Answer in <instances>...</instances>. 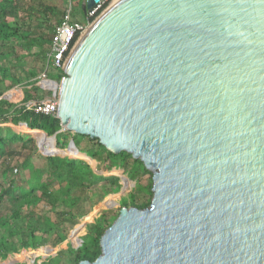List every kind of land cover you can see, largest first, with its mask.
Returning <instances> with one entry per match:
<instances>
[{"label":"water","instance_id":"obj_1","mask_svg":"<svg viewBox=\"0 0 264 264\" xmlns=\"http://www.w3.org/2000/svg\"><path fill=\"white\" fill-rule=\"evenodd\" d=\"M64 68L63 130L153 174L79 264H264V0H112Z\"/></svg>","mask_w":264,"mask_h":264},{"label":"trees","instance_id":"obj_2","mask_svg":"<svg viewBox=\"0 0 264 264\" xmlns=\"http://www.w3.org/2000/svg\"><path fill=\"white\" fill-rule=\"evenodd\" d=\"M62 1L65 7L53 0H0V117L3 123L18 126L24 122L30 130L45 132L47 135L41 133L39 141L46 154H60L63 151L59 149L73 143V155L85 158L90 164L97 160L104 171L122 169L131 180L138 181L143 173L152 174L142 160L125 151L111 152L98 138L63 130L57 116L26 111L23 106L32 99L43 100L48 93L37 79L47 67L54 29L69 7L68 0ZM36 7H40L39 17L31 18ZM20 11L25 14L21 15ZM54 77L62 79L58 74ZM31 84L32 88L24 89L19 103L3 98L16 86ZM48 135H56V141ZM88 162L45 157L39 153L35 139L0 126L1 259L43 246H52L57 254L40 264H66L65 256L68 264H79L83 260L94 261L101 255V238L122 208L113 214L104 212L87 225L86 235L74 242L68 241L70 232L105 198L109 201L112 197L108 196L119 193L123 185L119 176L97 174ZM142 187L145 195L132 193L123 200V207L150 206L153 180ZM38 259L32 260L34 264H38Z\"/></svg>","mask_w":264,"mask_h":264},{"label":"rangeland","instance_id":"obj_3","mask_svg":"<svg viewBox=\"0 0 264 264\" xmlns=\"http://www.w3.org/2000/svg\"><path fill=\"white\" fill-rule=\"evenodd\" d=\"M82 1H84V0H74L73 5H72L73 6V13L74 12L76 13L77 11H79L80 7H82V3H83ZM39 8L36 7L37 10H35V13H33L34 14L33 16L31 15L32 16L31 18H35V16L39 17V14H40L38 12ZM20 13H21V15L25 14L24 11H20ZM8 99L17 103L16 97L11 98V96H8ZM22 123L24 125V122H22ZM23 128L24 129H22V125H21V126L15 127L14 130H15V132L22 134L27 138L35 139L37 141L39 153L45 157H48L49 155L44 152L42 146L40 145L39 135L41 133L35 132V131L31 132L26 126L25 127L23 126ZM44 134H46V133H44ZM56 147H57V142H56ZM59 150H61L63 152L60 154H55V156L69 157L72 159H81L79 156L73 155L71 153L72 147H68L66 149H59ZM82 160H84V159H82ZM86 162H88V161H86ZM90 165L92 166V168L95 170V172L97 174L106 175V176H109V175L119 176L121 178V183H122L123 187L119 193L112 194V195L108 196V197H112L111 200L108 201V198H105L99 205H97L93 208V210L91 211V213L88 216L81 219L80 223L78 225H76L72 229V231L70 232V238L68 240L69 242H74L75 240H78L80 237L85 236L86 232H87V225L89 223L95 222L104 212L108 211L110 214H113V212L116 213L119 209L123 208V200L128 199L132 193L135 192L136 194L140 195L141 197L144 196L145 194L143 193L144 189L142 186L148 185L150 183V181L153 180L152 179L153 176L150 173H143L140 176L138 181H133L130 179V177L127 173H124V171L122 169H112L110 171H104L101 168H99V162L97 160H95V163H92ZM140 185H142V186H140ZM74 233H77V234L75 235ZM59 248H62V246H60ZM56 254H57L56 250H54L52 246H43V247H40L36 250L29 249L26 251H22L19 254L11 255L7 259H1L0 258V264H34V261H32V260L36 259V258H39L38 264H40V263H42V261H44L46 259H50L51 257L55 256ZM64 259H65L64 261L66 262V264H68L69 263L68 256H65Z\"/></svg>","mask_w":264,"mask_h":264},{"label":"built area","instance_id":"obj_4","mask_svg":"<svg viewBox=\"0 0 264 264\" xmlns=\"http://www.w3.org/2000/svg\"><path fill=\"white\" fill-rule=\"evenodd\" d=\"M110 1L112 0H100L93 8L85 12L84 21L74 20L71 8L67 10L63 21L54 30L51 48L47 54V67L37 79V83L50 94L46 99L24 103L26 111L57 116L59 82L65 76L64 65L84 30ZM52 70L62 76L60 81L48 77ZM3 125V118L0 117V126Z\"/></svg>","mask_w":264,"mask_h":264},{"label":"crops","instance_id":"obj_5","mask_svg":"<svg viewBox=\"0 0 264 264\" xmlns=\"http://www.w3.org/2000/svg\"><path fill=\"white\" fill-rule=\"evenodd\" d=\"M54 1V3H56L58 6H60V7H65L66 5L63 3V1L62 0H53ZM73 2H74V0H68V3H69V7H68V9L69 8H71V14H72V18L74 19V20H76V21H84V19H85V9H84V5H85V2H86V0H84V1H82L83 3H82V7H80V9H79V11H77L76 13L74 12L73 13ZM60 3V4H59ZM67 9V10H68ZM63 21V20H62ZM55 30V29H54ZM57 75V73L56 72H54L53 70L48 74V77L49 78H51V79H54V80H56L55 79V77L54 76H56ZM32 84L31 85H19V86H16L15 88H13V89H11V90H9L8 92H6L4 95L5 96H3V98H5V99H8V96H11V98H14V97H16V101H17V103H19L21 100H22V98L24 97V89L25 88H32ZM49 91H48V93L46 94V97L44 98V99H46L48 96H49ZM8 95V96H7ZM9 100V99H8ZM11 101V100H10ZM30 101H37V100H30ZM23 126V123L21 122L18 126ZM24 125L27 127V124L26 123H24ZM4 127H10L11 129H13V131H15L14 130V128L15 127H17V125H13V124H11V123H4V125H3ZM22 129H24V128H22ZM30 130V129H29ZM31 132H40V133H43V131H38V130H30ZM80 153H83V154H86V155H88L87 153H84V152H80ZM89 156V155H88ZM81 159H84V160H86L85 158H82V157H80ZM89 158H91L90 156H89ZM93 159V158H92ZM87 161V160H86Z\"/></svg>","mask_w":264,"mask_h":264}]
</instances>
